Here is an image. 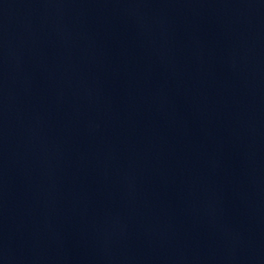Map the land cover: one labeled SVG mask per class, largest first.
<instances>
[{
	"label": "water",
	"instance_id": "obj_1",
	"mask_svg": "<svg viewBox=\"0 0 264 264\" xmlns=\"http://www.w3.org/2000/svg\"><path fill=\"white\" fill-rule=\"evenodd\" d=\"M0 264H264V0H0Z\"/></svg>",
	"mask_w": 264,
	"mask_h": 264
}]
</instances>
